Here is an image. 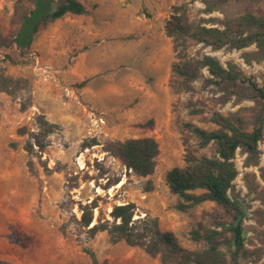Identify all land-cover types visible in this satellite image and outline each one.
Returning <instances> with one entry per match:
<instances>
[{
	"label": "rangeland",
	"instance_id": "obj_1",
	"mask_svg": "<svg viewBox=\"0 0 264 264\" xmlns=\"http://www.w3.org/2000/svg\"><path fill=\"white\" fill-rule=\"evenodd\" d=\"M83 1L86 14H66L49 23L30 48L19 50L13 38L21 13L29 11L34 0H0V71L22 79L15 95L0 92V260L9 264H162L142 247L124 240L111 242L106 231L90 237L78 223L79 203L94 198L99 203L94 223L99 217L111 219L114 204L134 202L135 218L157 217L161 228L174 232L184 247L201 249L205 243L194 241L191 231L199 223L216 228L217 222L231 217L213 202L178 211V197L170 192L167 173L183 164L188 148L199 155L214 152L213 146L199 148L187 123L214 129L215 111L239 112L251 120L257 104L234 96L224 101L223 93L208 83L207 71L190 87L181 86L172 71L174 43L164 25L172 6L182 2L189 4L193 23L223 15L204 14L200 1ZM229 8L264 15V0H232ZM190 52L216 56L224 65L233 61L264 86V61L246 64L243 50H213L191 42ZM40 115L57 126L43 152L35 147L29 153L25 145L29 133L38 131ZM100 117L104 123L98 126L95 118ZM146 136L155 138L160 149L156 169L146 178L135 175L104 149L109 141ZM93 138L98 144L83 147ZM259 147L258 166L244 167L245 156L240 152L235 160L240 171L236 190L243 197L249 195L246 175L264 191V139ZM109 179L123 183L106 190ZM148 181L153 186L149 191ZM249 211L251 216L244 221L246 247L262 251L260 259L249 264H264V204L254 198ZM224 239L217 242L227 251ZM89 251L95 253L96 261Z\"/></svg>",
	"mask_w": 264,
	"mask_h": 264
},
{
	"label": "trees",
	"instance_id": "obj_2",
	"mask_svg": "<svg viewBox=\"0 0 264 264\" xmlns=\"http://www.w3.org/2000/svg\"><path fill=\"white\" fill-rule=\"evenodd\" d=\"M204 4L202 12L211 15L220 12L223 17H202L197 23L190 19V7L186 2L175 4L165 21V34L173 40L176 61L172 65L174 75L181 79L180 84L190 87L203 76L210 75L208 83L223 93L224 101L233 96L254 101L257 106L251 120L239 112L224 115L215 111L212 121L217 126L207 129L195 124L186 126L197 136L199 148L214 147L212 155H199L196 149L188 148L181 166L168 171L166 181L170 192L178 197L175 208L189 212L206 202H213L225 209L229 221L217 222L216 228L199 223L190 233L197 242L205 243L201 249L184 247L174 232L163 230L159 218L146 214L135 218L137 205L134 202L114 204L111 219L99 217L94 223V211L99 207L98 198L87 204L79 203L81 217L78 223L87 228L90 237L106 231L111 242L124 240L131 246H139L152 255L158 256L162 264H249L262 255L261 249L254 251L246 247L244 221L251 216L250 201L260 199L264 204V191L259 185L245 176L249 195L243 197L236 190L235 180L240 174L236 157L240 152L244 167L260 164V142L264 139V86H259L248 77L241 67L228 61L224 65L216 56L190 52L191 42L202 44L213 50L224 48L243 50L245 63L252 65L264 61V15L252 12H233L229 6L232 0H190ZM18 13V11H16ZM85 4L79 0H34L33 7L20 15V25L13 38L19 50L31 47L40 30L66 14L84 15ZM19 14V13H18ZM254 46L255 49L248 50ZM22 79L14 78L0 71V92L15 95L21 88ZM198 112L199 109H194ZM38 131L29 133L25 149L32 153L37 147L43 152L47 139L56 128L43 115L37 119ZM28 131H24L27 133ZM97 140L85 142L83 147L96 145ZM106 152L118 158L135 175L146 178L156 169L159 143L153 137L131 138L125 141H109L104 145ZM32 165V162H30ZM264 180V169H262ZM147 191L153 188L151 181ZM120 183V179L108 180L107 190ZM264 220V215H261ZM222 228V229H219ZM228 234V235H227ZM224 236L228 250L221 248L217 239ZM264 242V232L261 233ZM96 261V255L89 251ZM0 264H9L0 260Z\"/></svg>",
	"mask_w": 264,
	"mask_h": 264
},
{
	"label": "built area",
	"instance_id": "obj_3",
	"mask_svg": "<svg viewBox=\"0 0 264 264\" xmlns=\"http://www.w3.org/2000/svg\"><path fill=\"white\" fill-rule=\"evenodd\" d=\"M46 71V70H45ZM69 93H70V91H69ZM104 123V119L102 118V117H100V118H95V124L96 125H101V124H103Z\"/></svg>",
	"mask_w": 264,
	"mask_h": 264
},
{
	"label": "crops",
	"instance_id": "obj_4",
	"mask_svg": "<svg viewBox=\"0 0 264 264\" xmlns=\"http://www.w3.org/2000/svg\"><path fill=\"white\" fill-rule=\"evenodd\" d=\"M79 1H81V2H83L84 3V1L83 0H79ZM85 4V3H84ZM85 6H86V4H85ZM86 8H87V6H86ZM87 10H88V8H87Z\"/></svg>",
	"mask_w": 264,
	"mask_h": 264
},
{
	"label": "bare ground",
	"instance_id": "obj_5",
	"mask_svg": "<svg viewBox=\"0 0 264 264\" xmlns=\"http://www.w3.org/2000/svg\"><path fill=\"white\" fill-rule=\"evenodd\" d=\"M123 182L119 183L118 186H120Z\"/></svg>",
	"mask_w": 264,
	"mask_h": 264
}]
</instances>
